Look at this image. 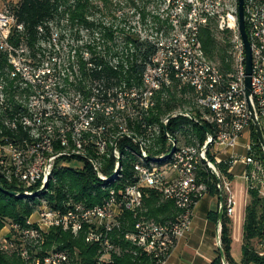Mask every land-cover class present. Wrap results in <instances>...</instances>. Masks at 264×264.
<instances>
[{
    "label": "built area",
    "instance_id": "2783aa9c",
    "mask_svg": "<svg viewBox=\"0 0 264 264\" xmlns=\"http://www.w3.org/2000/svg\"><path fill=\"white\" fill-rule=\"evenodd\" d=\"M159 1L163 6L161 18L167 17L170 26L168 32H156L149 37L155 44V52L139 87L107 91L104 98L93 96L89 101H81V106L74 103L79 102V96L72 99L65 96L61 98L66 106L63 110L59 103H52L45 93L35 90L23 102L28 116L21 119L33 141L24 149L11 142L0 144V175L14 181L22 189V195L28 196L36 186L38 191L45 188L56 165H70L66 160L57 163V159L84 156L87 148L94 153L95 157H87V161L98 178H115L124 154L117 147L118 141L115 145L114 142L123 133L133 135L126 128L127 120H140L142 133L135 136L145 153L141 147L139 154L128 147L124 149L137 157L131 180L117 191L110 189L104 201L92 207L68 198L62 208H53L43 200L23 224L3 225L0 254L15 253L23 264H76L75 255L68 250L46 247V235L51 229H58L74 237L82 233L86 243L98 246L92 264H114L113 254L118 251L115 236L153 264H165L172 248L189 231L193 206L207 194L209 184L214 183L220 191L226 215L233 213L236 201L227 174L234 165L241 163L248 167L244 179L264 195V164L257 158L250 137L252 122L244 88L245 56L238 30L237 0ZM243 14L251 50L249 101L264 134V0H243ZM0 19L3 20L0 49L8 53L13 78L20 74L17 62L25 64L24 49L10 46L8 36L14 26L19 30L22 26L15 24L9 11L5 15L0 13ZM211 20L218 31L230 33L231 68L227 72L209 61L202 48L200 31ZM29 82H25L26 86L32 87L34 82ZM3 86L0 78V105ZM172 92L186 93L194 107L193 114L177 111L171 113L172 118L184 116L193 123L208 124L213 133H206L201 144L195 139H191L194 144H183L162 128L169 150L150 156L145 147L160 135V127L142 118L154 108L158 97ZM58 93H51L55 101ZM77 107L81 112H76ZM168 116L161 119L162 127L172 119ZM115 125L119 128L116 135L112 132ZM54 142H58L60 151L53 150ZM237 146L243 153L234 150ZM109 156L115 164L112 174L105 177L100 172L101 162ZM220 165L227 167L226 173L220 170ZM200 171L206 172L211 180H200ZM146 189L173 203L177 214L172 221L159 223L142 215ZM124 214H129L130 220Z\"/></svg>",
    "mask_w": 264,
    "mask_h": 264
},
{
    "label": "trees",
    "instance_id": "16d2710c",
    "mask_svg": "<svg viewBox=\"0 0 264 264\" xmlns=\"http://www.w3.org/2000/svg\"><path fill=\"white\" fill-rule=\"evenodd\" d=\"M151 2L152 0H17L9 3L8 11L13 15L15 24L21 25L22 29L19 30L16 26L11 29L8 44L16 49H24L23 58L33 60L38 66L42 46L55 40L60 42L68 35L75 47L70 50V73L65 75L63 82L82 102L89 101L93 96L104 98L107 91L141 85L142 75L155 52V44L149 37L156 32L166 33L169 30L168 18H161L162 13L149 9ZM199 36L207 59L222 72L229 71L230 33L218 31L216 23L211 20L201 29ZM12 68L8 62V53L0 49V78L4 82L3 104L0 105V144L11 142L24 149L33 138L29 128L21 123V119L28 116L21 97L26 93L30 95L31 86L27 84L26 87H21L20 74L17 73L13 78L10 76ZM185 94L172 92L165 97H158L154 108L142 118L149 124H158L161 132L153 143L146 145L148 155L159 156L169 150L161 119L177 111L186 110L193 114V111L188 110L192 100ZM126 128L136 136L142 133L140 120H127ZM118 131L119 128L115 125L112 132L116 135ZM166 131L183 144H194L191 139L201 144L207 132L213 133L208 124H196L184 116L170 119L166 124ZM250 137L254 142L257 158L264 164V156L252 126ZM117 147L124 156L120 159V170L113 179L98 178L87 161V157H95L90 148H87L85 157L62 156L57 159V163L66 160L70 165H56L46 187L38 191L36 186L28 196L22 195V189L14 181H7L0 175V229L7 223L23 224L43 200L53 208H62L68 198L86 207L101 204L110 189L117 191L131 180L132 165L137 157L124 151L125 147L135 154L140 153V146L127 137L120 138ZM53 150H61L58 142L53 143ZM72 162L79 165L73 166ZM114 164L112 156L104 157L101 174L109 177ZM219 168L226 173V166L220 165ZM198 176L204 182L211 178L204 171H200ZM227 177L230 178V175L227 174ZM208 186V192H216L214 183ZM6 191L16 192L18 196ZM248 194L250 200L245 208L239 264H264V255H260L264 252V195H260L256 188H249ZM141 212L159 223L172 221L177 214L172 202L163 200L151 189L144 190ZM217 215L214 213L212 216L217 219ZM123 216L130 220L129 214ZM225 216L223 204L220 244L226 263L235 264L230 256L231 240ZM114 239L118 246L117 253L113 254L114 264H153L152 260L120 237L115 236ZM51 246L73 253L76 264H92L98 253V246L86 243L82 233L74 237L58 229H51L46 235V247ZM0 264L23 262L15 253H8L0 254ZM210 264H222L219 255Z\"/></svg>",
    "mask_w": 264,
    "mask_h": 264
},
{
    "label": "crops",
    "instance_id": "0c3cea01",
    "mask_svg": "<svg viewBox=\"0 0 264 264\" xmlns=\"http://www.w3.org/2000/svg\"><path fill=\"white\" fill-rule=\"evenodd\" d=\"M248 132L244 134L247 137ZM241 139V143L246 138ZM179 143H183L179 141ZM235 151H243L237 146ZM241 153V152H239ZM249 168L238 163L229 171L232 193L236 205L231 215H226V226L230 237V256L235 264L241 261V246L243 243V224L245 208L249 203L248 189L252 188L244 179ZM219 193L207 192L198 199L192 210L191 226L184 238L172 248L165 264H210L218 255L217 234L221 225L212 215L218 214Z\"/></svg>",
    "mask_w": 264,
    "mask_h": 264
},
{
    "label": "rangeland",
    "instance_id": "374dc122",
    "mask_svg": "<svg viewBox=\"0 0 264 264\" xmlns=\"http://www.w3.org/2000/svg\"><path fill=\"white\" fill-rule=\"evenodd\" d=\"M17 0H0V13L5 15L8 13V6L11 2H16ZM163 8L159 0H152L150 3L149 9H154L160 12V9ZM3 20L0 19V24ZM68 35H66L65 39L58 42V40L52 41L49 45H43V52L39 56L40 63L38 66L35 65L33 60H25L24 63H18L17 67L20 72L19 85L21 87H26L25 82H29L33 80L30 87V93H34L35 90H40L41 93H45L49 99L51 98L52 103H59V107L61 110L66 109L64 100L61 99L65 97L68 99H72L77 96L74 91L63 82L65 75L70 73L69 70V53L71 49H74L75 43L69 41ZM29 82V83H30ZM58 93L59 98L56 101L51 97V93ZM61 95V97H60ZM27 93L21 97V100H27ZM76 106H81V100L79 98L78 101H74ZM78 103V104H77ZM188 106V104H187ZM57 107V108H59ZM191 110H194V107L191 103ZM76 112H81V109L77 107ZM246 138V137H244ZM243 153V151H237ZM73 163V166L79 165L78 163ZM232 190V189H231ZM235 198V197H234Z\"/></svg>",
    "mask_w": 264,
    "mask_h": 264
},
{
    "label": "water",
    "instance_id": "95a60500",
    "mask_svg": "<svg viewBox=\"0 0 264 264\" xmlns=\"http://www.w3.org/2000/svg\"><path fill=\"white\" fill-rule=\"evenodd\" d=\"M237 17H238V30H239V33H240V37L242 39V42H243V46H244V56H245V78H244V88H245V96H246V100H247V104H248V109H249V113H250V117H251V122H252V127H253V130L255 132V135H256V138H257V141L259 143V146L262 150V153H263V156H264V134H263V131L259 125V122L257 120V117H256V114H255V111L249 101V96H250V73H251V50H250V44H249V40H248V37H247V33H246V28H245V22H244V14H243V0H237ZM173 115L170 114L168 116V118H172ZM163 131L166 130V126L163 125ZM208 133V132H207ZM123 137H127V138H130L131 140H134L135 142H137V144L140 145L141 147V151L143 153L144 152V148L143 146L141 145V143L139 142V140L136 138L135 135H128V134H121L120 136H118L114 142V145L116 144V142L120 139V138H123ZM175 142L173 141V144ZM209 145V143L206 144V147ZM82 157H85L83 155H81ZM48 180V179H47ZM47 185V182L45 184L44 187H46ZM0 188H1V185H0ZM8 194L10 195H14V196H18V193L16 192H12V191H6ZM219 193V202H220V205H219V209H218V215H217V221H218V226L221 225V219H222V216H223V197L220 193V191L218 192ZM25 196V195H24ZM217 247H218V253H219V257L221 259V263L222 264H227L226 261H225V257H224V253H223V250L221 248V244H220V233L218 232L217 234Z\"/></svg>",
    "mask_w": 264,
    "mask_h": 264
}]
</instances>
